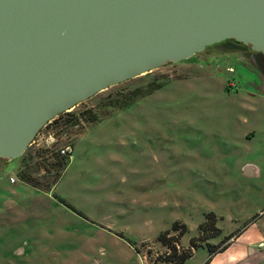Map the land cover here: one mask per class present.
Instances as JSON below:
<instances>
[{
	"label": "rangeland",
	"instance_id": "374dc122",
	"mask_svg": "<svg viewBox=\"0 0 264 264\" xmlns=\"http://www.w3.org/2000/svg\"><path fill=\"white\" fill-rule=\"evenodd\" d=\"M231 43L97 92L0 162V264H203L227 244L264 264V77Z\"/></svg>",
	"mask_w": 264,
	"mask_h": 264
},
{
	"label": "water",
	"instance_id": "95a60500",
	"mask_svg": "<svg viewBox=\"0 0 264 264\" xmlns=\"http://www.w3.org/2000/svg\"><path fill=\"white\" fill-rule=\"evenodd\" d=\"M223 40L264 55V0H0V161L97 92Z\"/></svg>",
	"mask_w": 264,
	"mask_h": 264
},
{
	"label": "trees",
	"instance_id": "16d2710c",
	"mask_svg": "<svg viewBox=\"0 0 264 264\" xmlns=\"http://www.w3.org/2000/svg\"><path fill=\"white\" fill-rule=\"evenodd\" d=\"M60 156L69 159L70 154H65V155L64 154H60ZM0 162H2V161H0ZM66 164H67V161L59 163L60 167H62V168H65ZM204 217L206 219L210 220L209 224L211 225L212 229H214L217 232V228L214 227V225H213V220H214L213 214L212 213H206ZM203 225L204 224H200V226H203ZM170 230H172V231L178 230V234L182 235L186 231V226L183 223H178V221H174L171 224ZM212 236H214V235H209V237H212ZM173 240H174V235H171L170 231H168V230L161 231L156 236V241L160 242L162 245H164V246H166L168 248L170 247V249L172 248V250H174L173 249L174 247H172V245H170V241L173 243ZM205 245H206L207 250H208L210 255L215 252L213 245H211L209 243H206ZM190 247L191 248H195L196 245H193L190 242ZM223 248H224V246L219 248V251H221ZM188 256H189V254H185V253L184 254H179L174 259L172 264H180ZM209 259L210 258L205 260L203 264H207Z\"/></svg>",
	"mask_w": 264,
	"mask_h": 264
},
{
	"label": "crops",
	"instance_id": "0c3cea01",
	"mask_svg": "<svg viewBox=\"0 0 264 264\" xmlns=\"http://www.w3.org/2000/svg\"><path fill=\"white\" fill-rule=\"evenodd\" d=\"M254 101H255V98H254ZM247 134H249V133H247ZM254 134H255V128H254ZM260 150H261V152L264 151V143L262 144ZM247 166L250 168V172L253 171V175L254 176L258 175L259 169H258V166L256 164H254L253 166L252 165L251 166L247 165ZM247 166H244V167H247ZM242 172H243V169H242ZM250 172H247V173L243 172V174L250 175L251 174ZM242 234H245L247 237H250V235L247 234L246 232H243ZM251 234L254 235V243H256V245H257V243H258V241L260 239L258 231L254 230V233H251ZM227 245L224 246V248L222 249L223 251L221 250L222 252L220 251V252L214 254L212 256L211 260H209L207 264H236L235 261L233 260V257L236 254H238V249L233 247L232 246L233 244H231L229 246H227ZM256 255H257V252L254 251V263L253 264H259V260L257 259L258 257Z\"/></svg>",
	"mask_w": 264,
	"mask_h": 264
},
{
	"label": "flooded vegetation",
	"instance_id": "af4514ba",
	"mask_svg": "<svg viewBox=\"0 0 264 264\" xmlns=\"http://www.w3.org/2000/svg\"><path fill=\"white\" fill-rule=\"evenodd\" d=\"M229 41L232 42L231 44L234 47L232 49V51H238V52L243 53V56L244 55L247 56L251 65L254 67V72H256L257 74H260L264 77V55L259 53V52L252 51L247 45H243V44H241L239 42H235L233 40H229ZM209 46H211V45H209ZM206 47H208V46H206ZM4 162H6V161H4Z\"/></svg>",
	"mask_w": 264,
	"mask_h": 264
},
{
	"label": "built area",
	"instance_id": "2783aa9c",
	"mask_svg": "<svg viewBox=\"0 0 264 264\" xmlns=\"http://www.w3.org/2000/svg\"><path fill=\"white\" fill-rule=\"evenodd\" d=\"M60 154H70L71 149L68 146H64L59 150Z\"/></svg>",
	"mask_w": 264,
	"mask_h": 264
}]
</instances>
